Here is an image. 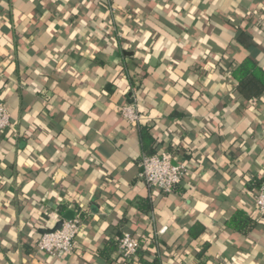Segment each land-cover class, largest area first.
<instances>
[{
	"label": "crops",
	"instance_id": "obj_1",
	"mask_svg": "<svg viewBox=\"0 0 264 264\" xmlns=\"http://www.w3.org/2000/svg\"><path fill=\"white\" fill-rule=\"evenodd\" d=\"M109 2L0 0L12 117L0 132V264H120L101 251L124 233L142 246L130 264H264V218L247 189L264 178V93L231 78L247 58L264 69V0ZM134 100L142 119L130 124L120 110ZM141 122L189 170L171 193L139 177ZM67 211L82 215L73 252L39 253ZM234 212L259 226L231 229ZM196 223L206 231L193 239Z\"/></svg>",
	"mask_w": 264,
	"mask_h": 264
},
{
	"label": "built area",
	"instance_id": "obj_2",
	"mask_svg": "<svg viewBox=\"0 0 264 264\" xmlns=\"http://www.w3.org/2000/svg\"><path fill=\"white\" fill-rule=\"evenodd\" d=\"M122 117L130 124H137L142 119L137 101L121 107ZM12 125V117L0 94V132ZM140 179L149 187L165 193H171L173 187L181 182L189 173L185 164L173 163L171 155H143L140 162ZM257 213L264 218V186L254 197ZM81 219L75 217L64 221L60 230L53 233L42 234L37 241L36 250L39 253L53 258H63L74 250V242L81 231ZM165 229L162 230L164 232ZM141 242L137 237L128 233L119 240L118 252L128 262L138 255Z\"/></svg>",
	"mask_w": 264,
	"mask_h": 264
},
{
	"label": "trees",
	"instance_id": "obj_3",
	"mask_svg": "<svg viewBox=\"0 0 264 264\" xmlns=\"http://www.w3.org/2000/svg\"><path fill=\"white\" fill-rule=\"evenodd\" d=\"M98 1H103L108 3L110 0H98ZM259 11L262 12L264 15V5L259 9ZM256 27L259 33L264 34V20H261V23L260 22L257 23ZM231 78L233 81L237 82V88H239L240 90L250 92L257 89L259 94L264 93V69L261 68L258 65V63L252 58H247L240 65L236 66L232 70ZM171 117L176 119V118H180L181 115L174 112ZM139 136H140L141 147L144 155L145 154L159 155V156L165 155L158 153L159 144L153 135L152 126H149L148 124L141 122L139 124ZM182 181L183 180H181V182H179L173 187L172 192L176 190V187L180 185ZM263 186H264V178L254 177L248 180L247 182V189L249 192L253 193L254 197ZM144 207L140 206L141 209H144ZM81 217L82 215L79 213L78 218ZM227 225L231 229L236 230L243 235H248L259 226V222L252 219L251 217L242 214L241 212H234L228 219ZM205 231H206V227L203 224L196 223L194 227L189 229V234L193 239H198L205 233ZM124 234H119L118 237L108 240L105 249L101 251V255L106 259L110 260L111 255L115 253V251H118L119 240ZM141 247L138 252L139 256L142 253L140 252ZM209 248H210V244L205 243L201 251L198 253V258L201 259L202 257H204ZM141 261L143 264H160L158 256H154L152 262H148L144 259H141ZM120 264H130V262L125 260L122 261V263Z\"/></svg>",
	"mask_w": 264,
	"mask_h": 264
},
{
	"label": "water",
	"instance_id": "obj_4",
	"mask_svg": "<svg viewBox=\"0 0 264 264\" xmlns=\"http://www.w3.org/2000/svg\"><path fill=\"white\" fill-rule=\"evenodd\" d=\"M75 219V213L73 211H67L62 218L57 221L56 225L54 226V228L47 230V231H43V234H47V233H53L57 230H60L64 221H70Z\"/></svg>",
	"mask_w": 264,
	"mask_h": 264
}]
</instances>
